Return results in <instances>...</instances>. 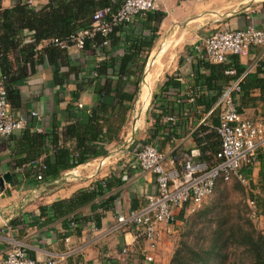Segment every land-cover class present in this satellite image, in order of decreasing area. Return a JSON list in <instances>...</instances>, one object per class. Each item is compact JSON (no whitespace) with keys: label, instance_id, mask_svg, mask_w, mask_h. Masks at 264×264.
<instances>
[{"label":"crops","instance_id":"obj_1","mask_svg":"<svg viewBox=\"0 0 264 264\" xmlns=\"http://www.w3.org/2000/svg\"><path fill=\"white\" fill-rule=\"evenodd\" d=\"M16 2L0 0V5L7 9ZM32 3L33 7L41 8L47 0H32ZM156 10L166 16L159 26L158 38L130 109L106 121L104 118L90 120V126L102 130L103 140L96 143L99 155L62 172L53 181L38 182L26 176V170L33 168L30 163L13 170L14 160L22 159L18 150L23 130L11 136L15 137V142L10 137L0 139V176L10 173L14 183L13 187L6 185L0 193V263L11 241L20 243L31 259L41 261L52 257L58 264L169 263L177 244L174 234L160 235L154 244H149L136 239L134 230L129 227L116 228L119 214L144 208L147 197L157 193L153 177L140 171L133 152L147 143L170 153V158L190 155L199 149L195 142L196 128L203 121L213 126L212 114L217 117L218 125L219 95L216 96L214 90L195 86L194 77L198 73L207 76L210 72L197 66L198 61L204 60L193 47L217 29L236 30L251 25L264 30V0H158ZM141 28L138 18H134L123 29L120 40L125 33L140 34ZM123 47L122 42L114 46L104 42L91 50L71 47L52 57L41 53L34 61V71L14 82L20 106L11 108V114L25 122L24 130L46 137L43 147L46 153L33 161V166L43 163L58 149L75 151L76 141L68 135L70 127L80 120L87 122L98 103H114L110 97L100 100L97 97L96 86H103L105 78H97L95 71L101 64H110L111 58L119 59ZM263 59L264 47H252L247 55L236 57L237 66L243 71L240 78L254 74ZM107 74L109 80L115 79L110 69ZM213 77V83L223 89L236 82L222 81L227 77L225 72L218 79L217 74ZM164 84L168 86L167 91H162ZM258 97L259 91L251 90L249 98L241 100L239 94L236 104L246 103L244 118L264 123V106ZM214 98L209 110L194 104L195 101L211 103ZM162 109L166 114H161ZM153 112L160 114L161 122L167 126L155 137L150 116ZM165 115L174 116L176 126L165 123L162 120ZM110 131L116 132V137L108 141ZM261 157L258 161L264 162V154ZM199 159L200 156L195 158ZM258 163L254 166V177ZM102 183L107 187L100 197L63 216H54L53 204L68 201L77 193L89 192ZM180 216L177 228L182 223ZM71 219L76 223L74 230L69 229ZM124 248L127 252L122 255ZM145 256L151 257L152 262L146 263Z\"/></svg>","mask_w":264,"mask_h":264},{"label":"trees","instance_id":"obj_2","mask_svg":"<svg viewBox=\"0 0 264 264\" xmlns=\"http://www.w3.org/2000/svg\"><path fill=\"white\" fill-rule=\"evenodd\" d=\"M120 4L119 0H47L45 6L36 8L26 4V0H17L11 8L3 9L0 5V79L3 82L10 109H17L20 106L19 94L14 88V82L34 71L36 58L41 53L52 57L68 50L54 46L51 40L65 41L76 32L89 29L95 11L110 7L114 12ZM165 16L164 12L155 10L143 17H137L142 27L141 33H125L122 41L120 35L129 25L114 26L107 36L95 34L85 41L81 51L91 50L94 46H100L104 42H109L112 46L118 42L124 45L123 55L119 59L111 58L110 64H101L95 71L97 78H105L103 86H96L97 97L99 100L110 97L114 103H98L97 109L92 111L87 122L80 120L77 125L70 127L68 135L76 141L75 151L58 149L52 155L47 156L42 163L45 167L41 172L43 181H53L62 172L84 164L100 154L96 143L103 140L100 137L102 130L90 126V122L100 120L99 118H104L106 121L113 115L123 114L130 109V103L137 95L148 56L158 38L159 26ZM236 57L238 58V56H231L229 63L225 65L198 61L197 66L205 68L210 73L207 76L198 73L194 77L195 86L214 90L218 96L223 87H217L213 83V75L217 74L218 79L226 70L234 69L235 76L226 75L227 77L221 80L239 81L241 100L249 98L251 90H258L257 100L264 106V59L258 64L254 74L241 79L240 75L243 71L237 66ZM108 69L115 76L114 80L106 77ZM167 87V84H164L162 91H167L165 90ZM214 100L215 98L211 103L195 101L194 104L203 105L206 110H209L214 105ZM162 101L164 106L165 100L162 99ZM245 104L244 102V105L237 106L240 115L243 113ZM163 109L162 115L166 114V110ZM83 114L85 115L84 112ZM150 116L153 137H155L161 130H166L167 126L161 122L160 114L153 112ZM211 116L213 125L211 127L215 128L217 117L214 114ZM198 130L206 132L208 128L201 126ZM108 133V141L116 137V132ZM22 135V143L19 144V153L17 152L22 159L14 160L13 170L22 169L23 164L34 163L33 161L46 153L43 150L46 137L37 133L31 134L26 130H23ZM11 136L10 138L15 142V137ZM195 142L201 152L199 161L215 158L219 140L214 130L201 138L195 135ZM263 154L258 156V160L263 158L261 157ZM257 163L259 168L256 177H254L255 167L244 166L241 169V173L247 180L246 186L237 181L225 183L218 180L213 193L208 197L209 199L215 191L220 190L221 185L233 183V187L245 197L244 203L241 207H237L236 211L234 207L227 206L221 201L219 206H215L214 212L206 206L198 213L196 223H191L188 219L192 212L180 213L182 223L174 233L177 237V244L168 264H264V230H258L249 217L250 208L256 209L257 216L264 217V191H262L264 189V162L257 161ZM26 174V176L36 178L37 168L26 170ZM105 186L107 187V184ZM247 189L250 192L246 197ZM253 190H258V193H254ZM102 194L103 187L98 185L89 192L77 193L68 201L53 204L52 211L56 213L54 216H63L87 205ZM199 218H201L199 223L201 227L197 229ZM131 229L134 230V228ZM140 240L144 242V239Z\"/></svg>","mask_w":264,"mask_h":264},{"label":"built area","instance_id":"obj_3","mask_svg":"<svg viewBox=\"0 0 264 264\" xmlns=\"http://www.w3.org/2000/svg\"><path fill=\"white\" fill-rule=\"evenodd\" d=\"M119 1L121 4L114 12L110 7L95 11L89 29L78 31L65 41L54 39L51 43L60 49L74 47L81 51L85 41L95 34L105 37L114 26L129 25L134 18L155 11L158 0ZM26 4L34 6L32 0H26ZM252 47H264V30L249 25L236 30H214L200 44L194 45L193 51L210 64L225 65L229 63L231 56L243 57ZM225 75L233 77L236 71L228 69ZM238 82L228 85L219 95L218 125L213 128L203 121L196 128L199 138L214 130L219 140L214 159L196 161L195 158L200 156L199 149L190 155L178 154L170 158V153L167 154L149 143L133 152L140 171L153 177L157 193L147 197L144 208L130 211L126 215L119 214L116 219L117 229L134 228L136 239L154 244L158 236L174 234L178 215L183 211L198 210L211 196L218 180L247 184L241 169L244 166L254 167L258 156L264 153V123H253L238 113L236 98L241 93ZM190 101L193 102L194 98L191 97ZM162 120L172 127L176 126L177 119L172 115H165ZM201 126L208 130H198ZM24 129L25 122L11 114L0 79V139H6ZM30 165L37 168L36 180L42 181L44 165ZM101 186L106 187L105 183ZM75 227L76 223L71 219L69 228L74 230ZM126 252L127 249L124 248L121 253L124 255ZM144 261L151 263L152 258L145 256ZM0 264H58V261L52 257L41 261L31 259L20 243L11 241Z\"/></svg>","mask_w":264,"mask_h":264},{"label":"rangeland","instance_id":"obj_4","mask_svg":"<svg viewBox=\"0 0 264 264\" xmlns=\"http://www.w3.org/2000/svg\"><path fill=\"white\" fill-rule=\"evenodd\" d=\"M217 30H221V29H217ZM179 33L181 32V30L178 31ZM254 179V177H253ZM222 187H220V190L218 189L217 191H215V193L213 194L212 197H210L207 201H205L204 205H202L199 209L201 210H197L198 212H190L191 214L188 216V219H190L191 223H196V218L197 216L199 215L198 213H200L206 206L208 208H210L211 210L213 209V212H214V209H215V206H219V203H221V201H223L227 206H231V207H234V211L237 210V207H241L242 206V203H244V195L236 190L233 186L234 184L233 183H230V184H223L221 185ZM246 186V185H244ZM222 190V192H221ZM264 191V189L262 190ZM261 191V194L263 193ZM250 191L247 189L245 194H246V197H247V193H249ZM254 193H258V190H253ZM204 206V207H203ZM250 214H249V217L252 221V223L254 224V226L258 229V230H264V217L263 216H257V213H256V209L255 208H250ZM252 211V213H251ZM255 216H254V214ZM212 214V212L210 213ZM188 215V214H186ZM210 217V215H209ZM199 222L198 224L201 222V218H199ZM201 227V224L198 225L197 229H199ZM196 230V229H195Z\"/></svg>","mask_w":264,"mask_h":264},{"label":"water","instance_id":"obj_5","mask_svg":"<svg viewBox=\"0 0 264 264\" xmlns=\"http://www.w3.org/2000/svg\"><path fill=\"white\" fill-rule=\"evenodd\" d=\"M13 187V179L10 173H5L0 176V193L4 190L5 186Z\"/></svg>","mask_w":264,"mask_h":264},{"label":"bare ground","instance_id":"obj_6","mask_svg":"<svg viewBox=\"0 0 264 264\" xmlns=\"http://www.w3.org/2000/svg\"><path fill=\"white\" fill-rule=\"evenodd\" d=\"M153 55V54H152Z\"/></svg>","mask_w":264,"mask_h":264}]
</instances>
